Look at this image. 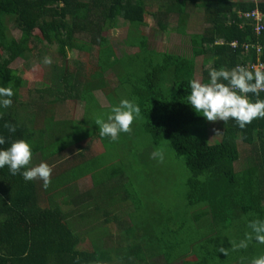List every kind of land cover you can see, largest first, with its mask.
I'll list each match as a JSON object with an SVG mask.
<instances>
[{"label":"trees","instance_id":"1","mask_svg":"<svg viewBox=\"0 0 264 264\" xmlns=\"http://www.w3.org/2000/svg\"><path fill=\"white\" fill-rule=\"evenodd\" d=\"M152 2L158 5L152 16L161 29H167L163 17L177 16L176 32L188 36L187 49L157 50L150 45L148 35L141 29L148 24ZM189 6L202 9L207 24L202 32L187 33ZM254 10L263 15L260 22L245 15ZM117 18L129 24L125 43L135 49L120 57L108 37V32L117 28ZM257 23L262 26L258 34ZM9 24L20 31L18 38L11 34ZM40 45L55 48L59 57L54 66L57 76L53 85L39 88L35 98L24 102L20 98L22 77L11 64L26 52L40 54ZM257 45L262 48L260 52ZM0 50V86L12 87L14 91L12 105L0 109V135L6 140L2 147L22 138L32 145L33 155L39 153L50 166L60 158H65L62 164L70 163L51 174L47 190L42 181L27 182L19 174L11 175L7 167L0 169V264H112V255L101 250L102 243L92 239L91 234L74 230L70 213L63 211L59 203L82 207L78 215L83 220H90L99 212L94 201L85 206L98 194L81 192L77 185L89 172L94 182L98 180L83 161L102 146L106 156L98 157L96 164V171L104 175L100 182H111L113 188L130 185L126 177L114 178L130 169L126 163L117 172L104 173L110 165L106 159L116 160L114 147L109 149L108 143L102 144L104 138L95 123L98 119L89 116L95 110L93 116L97 113L104 117L122 98L134 99L141 107V128L136 135L121 133L118 144L133 139L136 145L132 147H138V156L134 153L132 157L144 159L143 151L157 149L161 141H166L190 172L182 191L183 207L179 210L178 206L176 212L161 208L144 218L138 213L148 208L137 203V184L122 195L115 196L110 192L112 188L108 190L105 196L112 202L129 201L127 215L133 206L136 208L131 219L140 223L130 225L129 231L137 238L144 236L141 242L126 248L123 261L130 255L134 264H149L150 257L158 256L166 264H251L252 258L264 253V245L255 242L247 249L231 247L250 231L249 221L264 218V118L253 120L244 129L235 120L224 122L219 141L211 144L208 120L187 103L191 91L188 81L195 78L198 57H202V83L209 82V69L213 67L231 69L239 64L252 68L258 60L264 63V0H0ZM73 50L86 60L82 63L80 58L77 69L69 70L67 58ZM93 50L96 58L90 62ZM33 68L39 70L33 79L42 80L41 64ZM107 72L115 76L116 86H110ZM78 82L81 87L77 98L84 102L81 121L55 111L58 104L74 99ZM95 91L104 94L107 106L100 105ZM248 95L256 99L253 94ZM259 98L264 99V92ZM15 106L40 115L43 124L28 126L17 116ZM5 122L14 124L16 131L9 132ZM85 122L90 123V129L85 128ZM139 137L147 149H140ZM85 140L93 144V152H89L88 142L81 150L80 144ZM241 145L248 146L249 153L240 169H236L235 164L242 162ZM82 167H87L88 172ZM43 196L45 206L40 204ZM109 199L110 205L107 199L102 198L101 202L108 205L107 209L116 208ZM107 213L104 214L111 217V212ZM112 219L116 222L117 217ZM161 222L167 223V233L162 232L166 236L154 234L153 227ZM152 236L156 237L150 241Z\"/></svg>","mask_w":264,"mask_h":264},{"label":"rangeland","instance_id":"2","mask_svg":"<svg viewBox=\"0 0 264 264\" xmlns=\"http://www.w3.org/2000/svg\"><path fill=\"white\" fill-rule=\"evenodd\" d=\"M153 8L148 7L149 10V16H148V24L147 26H143L141 31H143L145 34L149 37V43L150 45L157 49V50H165V49H179L182 47L183 49H187L189 47V38L188 36H181L176 32V24H177V16L175 14H169L166 17H163L162 20L166 23L167 29L163 30L160 28V26L157 24V18H154L152 16V12H156L158 10L157 3L152 2ZM188 22L186 24L187 33H198L202 32L204 28L206 27V22L203 19V11L200 8H196L194 6L188 7ZM116 25L117 28L111 30V32H108V37L111 38L113 42V46L115 48L116 54L118 57L132 53L135 51V49L129 48L126 46L125 40H126V34H127V28L129 24L124 21L121 18L116 19ZM11 34L15 37H19L20 31L17 30L12 24H9ZM48 48L44 47V45H40V49L42 50L40 54L35 53L31 54L29 52H26L23 54L22 57H19L16 59L11 66L20 73L22 77V84H21V90H20V98L22 101L27 102L31 100L32 98H35L37 95L36 90L39 88H47L48 86H51L54 84L55 79L54 77L57 76V74L54 72V66L58 62V55L55 53V48L52 46H47ZM1 52V50H0ZM45 57H48L51 59V64H44L43 60ZM82 58V63L85 62L86 58L81 55L77 50H73L69 53L67 58V64L69 70H76L77 64L80 63ZM92 60L90 62L95 61L96 58V51L93 50L91 53ZM197 64H196V72H195V78L200 80L201 79V61L202 57L197 58ZM41 64V74H42V80H36L33 79L34 75L39 73L38 69L33 68L36 64ZM56 75V76H55ZM106 77L109 79L110 86H116L117 80L115 76L111 72L106 73ZM80 83L78 82L76 84V89L74 91L75 96L72 101H64L62 104H58L59 106L55 110L58 112V114H65L66 116L72 117V120L75 121H81L84 114V102L77 98V94L80 90ZM95 95L97 96V99L101 106H107L108 101L105 98L104 94L101 91H95ZM46 100V99H45ZM46 103L43 104L45 106ZM63 105V106H62ZM94 109V108H93ZM16 114L19 117L20 120L25 122L28 126H33L36 128V126L40 127L42 122V117L40 115H35L30 110L27 111L26 107H16ZM100 110V107H99ZM95 110H92V113L89 114L91 117H95L99 120L102 118L98 115H94ZM90 117V118H91ZM77 119V120H76ZM90 121H93L90 119ZM85 128L88 130L91 128L90 123L88 124L85 122L84 124ZM224 126V121H208V140L211 144L216 143L219 141L221 137L222 128ZM132 131L129 133L131 136V133L133 132L134 135H136L141 128L139 118L136 119L133 123ZM94 134H92L93 137ZM78 137L81 135L77 134ZM141 146V150H145L146 143H142L141 137L138 138ZM86 141V140H85ZM102 144H107L109 146V149L113 146L115 151V158L116 160H112L111 158L106 159V163L109 162L110 165L107 166L105 170V174H110L113 172H117L120 170L121 165L126 163L127 166L130 167V169L126 171H122V176H116L115 179H122L125 178L127 181H129V186H122L118 185L113 188V183L105 181L100 182L102 177V174L98 173L96 171V164L99 161L100 156H106V153H102V149L98 153H89L85 160V165L89 168V171L94 173L98 180L94 182V180L91 178V173L89 172L84 178L80 179L78 182L77 188L82 191L89 190L90 193L94 192V194H98L97 197H93L92 199H89L87 202H85V206L91 205L94 201L99 207L98 211L95 214L94 218H90V220H83L79 219V215L83 209L82 207L71 205L70 203H59L62 207L63 211L66 213H70V220L73 222L72 226L74 230L78 234H85L89 235L91 234V238L97 240L101 244V250L102 252L107 255H112V264H134L131 262V256H126V261H123V257L125 255V251L127 247H132L135 242H141L143 239V235H141V238H137L134 232L130 229V225H137L140 223V221L132 220L131 219V213L135 211L134 206L131 209V213L127 215V210L129 211V204L126 203H119V202H112L111 199H109L107 196L108 190H110L111 193L122 195L124 193V190L131 191L133 187H136V184L138 185V193L136 196L137 203L144 205L147 209H143L138 213V216L141 214L142 217H147L155 210H160L161 208H171V211H177V207L179 206V210L182 209L183 206L182 203L184 202V197L182 194V191L184 189V186L186 184V179L188 178L190 172L187 168V166L184 163L183 158H178L174 154L173 150H171L169 144L166 141H161L159 143L158 149L162 150L165 154L164 161L158 162L157 160L153 159L151 157V153L153 150H148L147 153L143 151V154L145 155V158L142 159L140 157H132V154L136 153V156H138V147L132 145H136L135 141L132 139L128 141H123L118 144V141L112 142L108 138L101 139ZM132 141V144H131ZM87 142L90 145L89 152H93V144L90 143V141H86L83 143H79L81 146V150L87 146ZM96 143V140L94 141ZM126 145L124 148L123 146ZM95 150V149H94ZM73 151V150H72ZM88 151V149L86 150ZM241 158L242 162H237L235 164L236 169H240V167L244 163V157L249 153L248 146L242 147L241 145ZM97 152V151H95ZM142 154V155H143ZM61 157V156H60ZM67 160H70V156L66 155ZM121 159H118V158ZM61 159V158H60ZM57 159L55 160V163L51 166L52 167V174L54 175L60 170L61 168H67L70 163H67V165L62 164L61 162L65 160ZM120 160L121 163L120 164ZM41 161V156L39 153L33 155V164H38ZM53 161V160H52ZM51 161V162H52ZM60 161V162H59ZM79 161V160H78ZM46 162V161H45ZM82 162V163H83ZM48 163V162H47ZM84 165V166H85ZM87 167H82V169L85 172H88ZM68 173V172H67ZM116 174V173H115ZM114 174V175H115ZM128 177H131V179L135 180L130 181L128 180ZM100 179V180H99ZM110 179V178H106ZM42 183V182H41ZM92 195V194H91ZM102 198L105 200L108 199L113 203L112 206H116V208L110 207V209H107L108 205L103 204ZM59 201L57 200V203ZM101 203V205H100ZM41 205H46V200L43 198L40 202ZM127 208V209H126ZM126 210V211H125ZM85 211V210H84ZM92 211V210H88ZM107 211L111 212L109 215L111 217L107 216ZM86 212V211H85ZM107 213L106 215L104 213ZM93 213H95V209H93ZM98 215V216H96ZM117 217L116 222L113 221L112 217ZM177 220V219H176ZM119 221H121L122 226H119ZM151 224V223H150ZM154 224V223H153ZM154 228V234L156 236H163L168 231L167 223L164 224V222L159 223ZM86 231L92 232L87 233ZM165 232V233H162ZM87 233V234H86ZM98 235V239L96 237ZM140 235V234H139ZM152 236L150 241L154 239ZM128 241H124V240ZM122 240V241H121ZM145 240V239H144ZM143 240V244L146 245L147 241ZM151 243L148 241V245ZM159 244V243H158ZM192 250V249H191ZM114 258V259H113ZM102 262L99 261L97 264H101ZM154 263L157 264V259L154 260ZM179 264V263H178Z\"/></svg>","mask_w":264,"mask_h":264},{"label":"clouds","instance_id":"3","mask_svg":"<svg viewBox=\"0 0 264 264\" xmlns=\"http://www.w3.org/2000/svg\"><path fill=\"white\" fill-rule=\"evenodd\" d=\"M252 13L245 12L246 16ZM263 19V15H262ZM258 34V33H257ZM44 64H51L50 58L45 57ZM190 93L187 103L194 111L208 121L235 120L240 129H244L253 120L264 118V99L259 95L264 92V67L249 68L236 65L231 69L225 67L210 68L209 82L202 83L198 79L188 81ZM253 94V99L248 94ZM12 87L0 86V109L9 108L13 101ZM141 116V107L134 99L122 98L112 105L104 117L95 121L98 125L99 135L112 142L118 141L121 133H130L132 125ZM4 127L14 133L16 126L5 122ZM6 140L0 135V169L5 167L11 175H21L27 182L42 181V187L47 190L51 184L52 167L45 161L33 164L32 145L25 139L12 140L8 147ZM151 157L158 162H163L165 154L160 149H154ZM249 232L238 242H233V250L247 249L255 242L264 245V218L256 217L247 224ZM221 252H226L220 248ZM227 254V253H226ZM251 264H264V253L252 258Z\"/></svg>","mask_w":264,"mask_h":264},{"label":"built area","instance_id":"4","mask_svg":"<svg viewBox=\"0 0 264 264\" xmlns=\"http://www.w3.org/2000/svg\"><path fill=\"white\" fill-rule=\"evenodd\" d=\"M249 16L253 17L258 22H260L262 20V14L258 10H254L252 13L249 14ZM261 28H262L261 24L257 23L256 28H255L256 33H260ZM232 45H235V43H232ZM261 49H260V46L257 45V51L260 52ZM256 66L264 67V63L258 60L257 63L251 65V67H256Z\"/></svg>","mask_w":264,"mask_h":264},{"label":"crops","instance_id":"5","mask_svg":"<svg viewBox=\"0 0 264 264\" xmlns=\"http://www.w3.org/2000/svg\"><path fill=\"white\" fill-rule=\"evenodd\" d=\"M156 259H157V264H166V263H164L163 259L160 256H158L157 258L156 257H150L149 264H155L154 260H156ZM178 263L181 264V262H176L174 264H178Z\"/></svg>","mask_w":264,"mask_h":264}]
</instances>
